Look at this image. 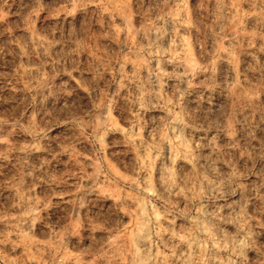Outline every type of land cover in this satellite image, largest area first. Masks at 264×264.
Masks as SVG:
<instances>
[{"label": "rangeland", "instance_id": "obj_1", "mask_svg": "<svg viewBox=\"0 0 264 264\" xmlns=\"http://www.w3.org/2000/svg\"><path fill=\"white\" fill-rule=\"evenodd\" d=\"M0 264H264V0H0Z\"/></svg>", "mask_w": 264, "mask_h": 264}]
</instances>
